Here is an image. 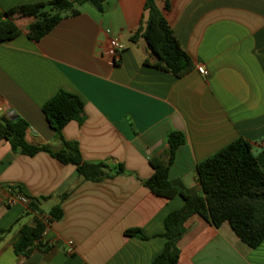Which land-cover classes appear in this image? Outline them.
<instances>
[{
  "label": "crops",
  "instance_id": "crops-1",
  "mask_svg": "<svg viewBox=\"0 0 264 264\" xmlns=\"http://www.w3.org/2000/svg\"><path fill=\"white\" fill-rule=\"evenodd\" d=\"M49 1L0 0V16ZM145 3L107 0L103 12L81 6L39 42L28 37L24 18L20 35L0 42V124L21 118L29 144L58 151L62 143L43 107L60 91L75 94L84 114L63 137L78 143L85 162L105 163L112 175L84 181L74 165L47 153L16 154L0 140V230H10L0 241V264H152L166 244L165 219L185 205L142 184L154 174L150 160L168 149L169 134L186 136L169 179L190 192H202L197 165L234 141L250 142L256 156L264 150V0H158L194 63L182 78L146 65L145 42L130 41ZM107 29L126 46L117 64L103 56ZM31 199L44 216L60 205L63 217L47 227L40 249L17 255L20 229L38 216L27 214ZM130 229L143 237L127 236ZM179 249L178 264H264V242L251 248L229 223L216 228L199 216L187 222Z\"/></svg>",
  "mask_w": 264,
  "mask_h": 264
},
{
  "label": "trees",
  "instance_id": "trees-1",
  "mask_svg": "<svg viewBox=\"0 0 264 264\" xmlns=\"http://www.w3.org/2000/svg\"><path fill=\"white\" fill-rule=\"evenodd\" d=\"M107 0H51L38 3L9 15L0 16V42L10 41L21 33L18 21L29 18L28 37L39 42L48 35L63 19L80 14L79 7L89 4L99 12L104 11ZM167 1L165 10H170ZM143 40L149 53L146 65L182 78L194 70V63L181 46L158 0H146L144 16L140 27L131 36L136 43ZM85 103L77 95L60 91L48 101L43 112L48 123L62 143V148L53 151L48 145H31L27 142L28 123L21 118L7 120L0 124V140H7L12 151L34 157L47 153L64 165H74L78 178L98 182L111 177L105 163H88L83 160L78 143L66 141L64 128L72 121H80ZM168 149L150 160L154 170L151 178L142 181L154 195L173 199L182 197L185 205L172 212L165 219L166 244L162 253L152 264H178L180 259L179 242L185 233L187 222L199 216L216 228L229 223L236 235L249 247L257 248L264 242V150L254 155L250 142L240 138L214 156L197 165L198 181L202 192H190L180 181L169 179L170 169L176 152L186 144V136L173 131L167 138ZM123 168L120 169V173ZM16 197L22 196L19 187H11ZM66 195L61 197L64 200ZM36 213L33 226H23L14 242L17 255L27 256L34 248L42 247V238L47 227L63 217L60 205L55 206L47 216L43 215L37 201L31 199L28 213ZM0 230V241L9 233ZM127 236H140L138 229L125 232Z\"/></svg>",
  "mask_w": 264,
  "mask_h": 264
},
{
  "label": "built area",
  "instance_id": "built-area-1",
  "mask_svg": "<svg viewBox=\"0 0 264 264\" xmlns=\"http://www.w3.org/2000/svg\"><path fill=\"white\" fill-rule=\"evenodd\" d=\"M106 34L109 36V43L107 49L103 52V56L109 58L114 64H117L121 61L122 55L124 51L126 50V46L118 39L111 36V30L107 29ZM198 72L203 75L207 76L208 71L204 67H198ZM0 109L5 110L6 108H2L0 106ZM17 202V199L14 198L10 200L9 204H15ZM67 253L69 255H73L75 253V244L74 242L70 241L68 243V250Z\"/></svg>",
  "mask_w": 264,
  "mask_h": 264
},
{
  "label": "rangeland",
  "instance_id": "rangeland-1",
  "mask_svg": "<svg viewBox=\"0 0 264 264\" xmlns=\"http://www.w3.org/2000/svg\"><path fill=\"white\" fill-rule=\"evenodd\" d=\"M81 7V6H80ZM82 7L84 8H88V9H94L93 6L89 5V4H85V5H82ZM46 210H48L46 207H45Z\"/></svg>",
  "mask_w": 264,
  "mask_h": 264
},
{
  "label": "water",
  "instance_id": "water-1",
  "mask_svg": "<svg viewBox=\"0 0 264 264\" xmlns=\"http://www.w3.org/2000/svg\"><path fill=\"white\" fill-rule=\"evenodd\" d=\"M10 115L12 116V115H14V113H10Z\"/></svg>",
  "mask_w": 264,
  "mask_h": 264
}]
</instances>
